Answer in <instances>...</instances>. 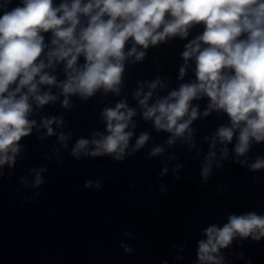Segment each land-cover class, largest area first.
Wrapping results in <instances>:
<instances>
[{
  "label": "clouds",
  "instance_id": "1",
  "mask_svg": "<svg viewBox=\"0 0 264 264\" xmlns=\"http://www.w3.org/2000/svg\"><path fill=\"white\" fill-rule=\"evenodd\" d=\"M6 4H13V0L0 4V165L15 163L19 141L31 133L35 122L28 119L32 110L29 95L38 106L56 99L48 92L37 94L38 84L56 83L54 76L42 74L46 65L39 60L45 51L41 33L49 31L53 35L51 43L56 47L47 52L48 66L55 57L57 61L66 60L67 68L72 69L60 85L63 93H79L88 98L100 88L119 91L117 86L121 83L126 58L124 49L129 39L147 49L150 44L155 46L166 38L187 37L189 28L203 24L202 34L188 43L182 53L185 61L195 56L197 82L181 84L178 90L171 91L151 107L147 106L152 95L149 92L140 100L146 108L144 118H154L157 130L182 136L197 118V109L191 107L190 102L202 93L210 100L209 108L223 110L230 118V127L221 126L217 130L222 143L233 140L234 129H239L235 146L238 155L248 151L250 140L264 141V0H88L87 3L72 0L70 5L60 3L58 6H54L53 0H20L5 9ZM81 15L88 16L89 20L77 33ZM201 43L206 47L201 48ZM127 55H135L139 61L146 53L132 47ZM80 56L84 57V63L82 68H77ZM225 69H230L231 74H225ZM184 73L182 67L181 78ZM157 83L159 81L150 87L155 89ZM12 85L16 86L10 91ZM25 88L27 93L20 94ZM17 94H20L18 98ZM63 104L68 106L67 99ZM124 108L126 105L121 102L114 109L103 111L108 134L100 140H92L95 146L90 153L92 157L116 154L115 160H123L133 135L125 129L135 115L134 110L121 111ZM44 123L51 135L53 130L48 125L52 120ZM148 138V134H140L136 148L142 147ZM88 144L87 139H78L72 155L78 156ZM161 151L157 147L152 155ZM9 152L13 155H8ZM251 168H264V160L257 158ZM208 172L205 168L201 174L205 183ZM36 183L42 181L38 178ZM90 183L86 182L85 187ZM166 191V188L160 189L161 193ZM203 235L206 239L198 241V261L221 264L223 257L218 258L216 254L228 248L234 238L261 241L264 216L254 212L231 214L222 227L211 225L203 230ZM120 247L125 253L135 251L123 243Z\"/></svg>",
  "mask_w": 264,
  "mask_h": 264
}]
</instances>
